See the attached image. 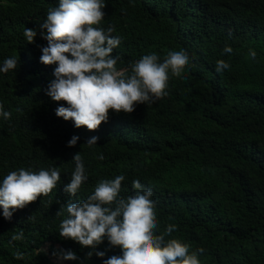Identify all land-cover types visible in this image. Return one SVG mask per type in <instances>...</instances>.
I'll return each instance as SVG.
<instances>
[{"label":"trees","instance_id":"1","mask_svg":"<svg viewBox=\"0 0 264 264\" xmlns=\"http://www.w3.org/2000/svg\"><path fill=\"white\" fill-rule=\"evenodd\" d=\"M58 3L0 0V66L19 60L16 69L0 72V104L11 113L0 116V183L20 168L61 174L50 194L13 211L10 220L0 207V264H103L122 255L107 238L95 250L105 252L101 258L60 237L66 210L57 215L119 175L123 198L134 194V180L151 189L157 234L175 225L165 239L189 244L190 252L203 248L201 264H264V0H105L101 27L114 26L120 38L113 50L118 69L151 53L162 61L180 48L190 62L180 77L169 74L167 96L137 104L130 114L110 111L96 131L57 117L55 110L68 105L46 94L56 65L40 62L47 41L38 25ZM25 28L37 29L33 43ZM226 45L231 54H223ZM218 60L230 68L218 73ZM73 136L79 139L68 147ZM93 136L97 145L89 147ZM78 152L87 180L73 197L64 187ZM21 231L24 238L13 240ZM67 251L78 259L54 260Z\"/></svg>","mask_w":264,"mask_h":264},{"label":"clouds","instance_id":"2","mask_svg":"<svg viewBox=\"0 0 264 264\" xmlns=\"http://www.w3.org/2000/svg\"><path fill=\"white\" fill-rule=\"evenodd\" d=\"M105 0H59L58 6L48 10L46 19L38 30L47 46L41 49L40 62L56 65L53 79L46 94L53 101H64L68 107L55 110L57 117L71 120L76 128L85 127L96 131L107 122L109 112L132 113L137 104L154 103L168 95L171 75L180 77L189 66L190 55L184 48L170 50L161 61L156 53L146 54L130 65V69H118L119 56L113 50L120 44V38L113 36L115 27H101L105 18ZM46 30V31H45ZM28 43H33L37 29L25 28ZM233 49L226 45L223 54ZM257 53L249 49V56L255 59ZM19 60L6 58L0 72L7 73L17 68ZM230 64L218 60L216 71L229 69ZM130 73V74H129ZM0 116L10 119L11 113L0 104ZM79 137L73 136L68 147H74ZM99 137L87 141L89 147L97 145ZM99 159H104L103 155ZM75 169L64 191L76 196L84 181L85 166L80 152L72 159ZM61 180L59 169H41L38 172L24 168L8 173L0 183V207L3 217L10 220L13 211L23 209L41 196H47ZM123 175L111 180H101L94 193L78 202L71 200L57 212L67 218L60 225V237L71 239L82 247L94 251L107 238L113 247H119L122 255H113L103 264H201L200 248L190 252V246L179 239H165L171 236L175 225H168L162 234L156 229V201L150 188L139 180L132 183L135 192L123 198L120 196ZM30 218V217H29ZM23 231L12 237L22 240ZM88 257L93 255L90 251ZM104 257V251H95ZM17 252L15 258L23 259ZM64 260H77L75 252L62 253Z\"/></svg>","mask_w":264,"mask_h":264},{"label":"rangeland","instance_id":"3","mask_svg":"<svg viewBox=\"0 0 264 264\" xmlns=\"http://www.w3.org/2000/svg\"><path fill=\"white\" fill-rule=\"evenodd\" d=\"M57 248H59V247H57ZM48 249H49V246L48 245H46L45 246V250H47L48 251ZM54 258V260L55 261H58V262H61V263H65V260L64 259H62V256H61V254L60 255H56V256H54L53 257Z\"/></svg>","mask_w":264,"mask_h":264}]
</instances>
